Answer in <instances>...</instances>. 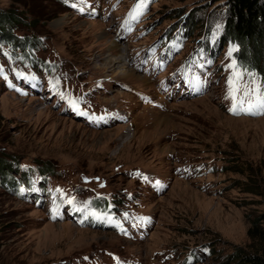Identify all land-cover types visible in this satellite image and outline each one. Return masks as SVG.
I'll return each mask as SVG.
<instances>
[{
  "label": "rangeland",
  "instance_id": "rangeland-1",
  "mask_svg": "<svg viewBox=\"0 0 264 264\" xmlns=\"http://www.w3.org/2000/svg\"><path fill=\"white\" fill-rule=\"evenodd\" d=\"M0 9L35 44L34 61L0 45V160L32 177L21 189L0 180V264H230L237 248L254 250L264 78L227 41L225 0H0ZM126 11L133 31L119 38ZM183 64V86L192 75L206 92L161 89ZM21 69L43 77L39 92Z\"/></svg>",
  "mask_w": 264,
  "mask_h": 264
},
{
  "label": "trees",
  "instance_id": "trees-1",
  "mask_svg": "<svg viewBox=\"0 0 264 264\" xmlns=\"http://www.w3.org/2000/svg\"><path fill=\"white\" fill-rule=\"evenodd\" d=\"M227 41L235 42L239 49L241 66L256 71L264 78V0H225ZM18 19L8 10L0 9V45L17 48L25 59L34 61L29 52L35 48L32 39L16 37L13 27ZM187 27L190 23H186ZM193 28V26H190ZM32 71V70H31ZM48 169L41 170L42 174ZM25 176L14 177L3 160H0V180L24 188L30 182ZM31 183V182H30ZM95 207H99L96 205ZM260 220H264V214ZM258 221H252L247 236L255 245L253 251L237 248L231 255L230 264H264V229Z\"/></svg>",
  "mask_w": 264,
  "mask_h": 264
},
{
  "label": "snow or ice",
  "instance_id": "snow-or-ice-1",
  "mask_svg": "<svg viewBox=\"0 0 264 264\" xmlns=\"http://www.w3.org/2000/svg\"><path fill=\"white\" fill-rule=\"evenodd\" d=\"M139 7H141L140 4L137 5V8H139ZM245 94H247V93H245ZM233 98L235 99V97H233ZM239 103L240 104H243L244 101L243 100H240ZM258 105H259V107L264 108V100L258 101ZM251 107H252V105L249 106V110H251Z\"/></svg>",
  "mask_w": 264,
  "mask_h": 264
},
{
  "label": "bare ground",
  "instance_id": "bare-ground-1",
  "mask_svg": "<svg viewBox=\"0 0 264 264\" xmlns=\"http://www.w3.org/2000/svg\"><path fill=\"white\" fill-rule=\"evenodd\" d=\"M116 28V27H115ZM113 46H115L116 47V43L115 44H113ZM109 48H111V47H109ZM117 62V60H115V61H110L109 63V66H108V68L110 69L115 63ZM130 69V68H129ZM143 79H147L146 77H144V76H141V78L140 79H135L134 81H139V82H141V81H143Z\"/></svg>",
  "mask_w": 264,
  "mask_h": 264
}]
</instances>
